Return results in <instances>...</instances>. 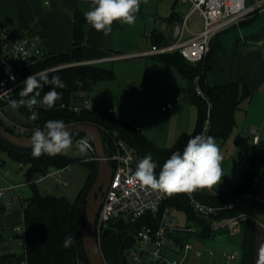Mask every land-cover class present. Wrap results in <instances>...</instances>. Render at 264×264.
I'll return each mask as SVG.
<instances>
[{"label": "trees", "instance_id": "obj_1", "mask_svg": "<svg viewBox=\"0 0 264 264\" xmlns=\"http://www.w3.org/2000/svg\"><path fill=\"white\" fill-rule=\"evenodd\" d=\"M76 16V44L74 50L70 53H47L44 58L36 60L23 69V75L28 77L31 74L46 69L68 65L48 72L49 78L53 75L59 76L66 85L63 89H56L62 93V99L56 102L54 108L50 110H45L44 108L36 109L39 113V118L35 121L29 119L31 113L26 107L22 106L16 109V112L23 118L22 125L28 127L31 134L35 127L43 128L45 122L48 120H63L66 125L93 123L102 130L118 131L131 146L140 150L143 157L147 154L152 155L153 160L158 162L156 169L158 176L164 161L174 151L179 150L182 152L190 138L203 132L208 115V103L196 89V79L199 78L201 88L212 104L211 127L208 136H212L215 139V143L221 150L222 145L226 142L236 125V113L241 109L242 101L251 99L255 91L245 83L234 82L226 86L217 87L206 82V74L211 68L210 59L214 53V48L211 49V52H209L204 60L197 64L188 62L179 52L161 55L169 63L176 64L183 72L187 73L189 78H194L195 83L191 90V98L199 108V119L195 132L181 135L172 148L162 149L157 147L141 133V130H136L133 124L127 123L117 116L99 113L92 109L76 113L68 108H64L63 104L67 106L74 104L81 92L88 94L98 82L115 79L113 69L97 64L82 63L84 61V44L82 39L83 17H79L78 14ZM74 63L77 64L69 65ZM22 86L15 91L13 99H20L19 91ZM51 88L52 85H45L43 88L38 89L41 93L38 99H42L43 95ZM0 121L9 131L17 134V128L14 125L7 124L1 117ZM72 136L76 139H89L87 136L79 133L72 134ZM0 148L17 160L28 163L30 165V172L40 175L47 173L52 168L62 169L70 166L74 161L72 158L62 155H42L39 158H34L32 156V149L17 148L5 141L1 136ZM109 151L106 138L107 154ZM85 162L90 164L91 173L85 187L75 201H71L65 196L46 195L38 189L36 184H32L34 193L24 201L23 208V219L29 241L28 255L30 264H90L83 245V214L87 206L86 196L96 178L98 164L95 160ZM261 171L264 178V160L262 162L259 157L254 155L244 164L238 183L231 191L220 193L209 188H196L191 191L203 203L224 207L217 217H205L198 214L191 204L188 192L168 195L165 205L184 210L189 222L187 228L194 227L196 229L194 231L195 234L203 238L212 237L221 230L213 228L215 220L234 217L252 208L264 209V203L255 200L254 204L250 205L244 199L245 194L248 192L260 193L261 190L255 189L254 185L255 178L261 174ZM232 203H235V206L228 208V205ZM3 211L4 209L2 208L1 214ZM110 224L111 226L106 227L101 234V245L104 256L108 264H127L126 252L133 248L136 243L135 234L138 225L133 223L128 224L122 220L112 221ZM225 231L228 233L229 239L240 242L243 252L242 264H257L261 244L260 238L262 237L259 224L253 219H247L243 222V227L239 234L232 235L228 230ZM183 235V233L179 232L171 236H175L177 242L183 247V240L186 238ZM187 235L190 236L191 232H187ZM66 236H72L74 239V243L68 248L63 246ZM2 250L0 248V264L19 263L17 253Z\"/></svg>", "mask_w": 264, "mask_h": 264}, {"label": "crops", "instance_id": "obj_2", "mask_svg": "<svg viewBox=\"0 0 264 264\" xmlns=\"http://www.w3.org/2000/svg\"><path fill=\"white\" fill-rule=\"evenodd\" d=\"M248 4L249 6L261 5L258 9L251 12L239 26L228 28L212 40L210 52L214 48V53L210 59L211 68L207 71L206 82L217 87L226 86L234 82L247 84L255 92L251 99L243 100L241 105L243 107V105L248 103L246 105L250 109L258 99L264 100V0H249ZM90 5L91 2L85 0H0V23L26 35L41 34L45 48L51 54L70 53L74 50L76 44L75 23L76 15L78 14L79 17H83V62L86 64H97L114 70V80L98 82L103 85L107 93L112 92L111 85L118 83L122 76L124 84L127 86V108H133V111L142 110L140 114L138 111L134 112L137 114L135 116L141 120L139 123L136 121L134 123L139 125L141 133H144L142 117L146 107L144 100H147V96L144 95L142 97L139 95L138 97L137 93L142 94L144 92L146 94L148 79L153 77H158L160 83L167 78L170 86L176 91L187 93L188 100H190L182 102L181 98L180 101L176 102L174 109L167 112L162 110L169 118L182 119L181 129L173 130V132L166 134L163 138L179 139L183 134L194 133L199 119L198 105L191 98V90L195 83L194 78H189L188 74L183 72L176 64L165 60L161 56L162 54L151 56L135 55L150 50L156 44L163 46L174 42L176 39L174 34L175 25L181 23L189 13L190 4H187V10L182 12L178 8L179 4L176 0H141L140 10L136 13L135 23L127 25L121 21H114L112 32L108 36H105L103 32H97L86 23L83 12L90 10ZM199 27L201 29L204 27L202 18L198 14L190 16L186 38L192 36L193 32L199 31ZM89 93H86V95L88 96ZM96 101L92 99V110L117 116L131 124L128 116L126 119V113L123 116H119L116 114L118 110L115 107L110 104L104 105V103L98 101V98ZM242 107L236 113V123L240 118H237V116L241 115ZM123 108V112H125V106ZM110 109H113L114 112L110 113ZM252 130L254 133V148L249 159L254 155L261 159L260 154L257 153L260 150L263 152L261 159L263 162L264 131L262 132L258 127H253ZM254 131L259 136L258 142L254 140L256 134ZM143 135L146 136L145 133ZM250 149L251 146L248 151ZM53 176L56 175L49 177ZM40 178L41 175L29 185L43 182L44 180L40 181ZM65 184L67 185L68 183L65 182ZM216 192H220V190ZM7 211L6 209L1 214L0 231L9 226ZM16 225L18 223L13 224L12 228ZM190 228L193 229L192 233L195 234L194 231L196 229L194 227ZM214 229L228 230L232 235L235 233V229L226 226ZM180 230L178 227H174L171 232L168 250H166L167 256L168 254L178 253L176 249L172 248L174 247L172 244L174 245L178 242L176 237L171 235L179 233ZM6 243L12 245L9 242V238L8 242L4 241L2 233H0V248L3 249L2 251L6 249ZM180 246V250L184 251L182 245ZM6 251L9 252L8 250ZM196 254L201 255L202 250H198Z\"/></svg>", "mask_w": 264, "mask_h": 264}, {"label": "built area", "instance_id": "obj_3", "mask_svg": "<svg viewBox=\"0 0 264 264\" xmlns=\"http://www.w3.org/2000/svg\"><path fill=\"white\" fill-rule=\"evenodd\" d=\"M85 1L91 2V0ZM176 2L178 4H190V11L181 23L175 25V41L163 46L156 44L150 50L135 55L151 56L179 52L188 62L197 64L208 56L211 42L219 33L232 26H239L251 12L261 5L249 6V0H176ZM194 14H198L202 18L204 28L193 32L192 36L186 38L188 21L190 16ZM47 53L49 52L45 48L41 34L26 35L0 23V115L4 116L2 107H10L9 101L13 99L15 91L23 85V81L27 78L23 75V69L36 60L44 58ZM75 64L77 63L69 65ZM64 66L68 65L54 67L47 71L50 72ZM13 76L15 77L14 80L10 78ZM196 89L208 103V115L202 132L208 136L211 127L212 104L202 90L199 78L196 79ZM180 100V96L175 97L172 101L163 105L162 110L167 112L174 109L176 102ZM63 107L79 113L83 110H91L93 106L91 100L87 99L86 93L81 92L74 104L69 106L63 104ZM109 112L113 113L114 110L110 109ZM134 127L136 130H140L139 126L134 125ZM17 128L23 135L31 134L28 127L18 126ZM254 132L256 133L254 140L258 142L259 136L256 131ZM108 134L112 142L107 158L114 168V173L111 186L98 217L100 234L103 228L107 227L112 221L122 220L128 224H137L136 242L139 241L143 244L140 251L135 250L133 252L137 264H147L145 262L146 258L149 259L148 264H185L184 258L180 260L171 259L166 255L170 234L174 230V227L170 225L171 220L168 214L171 210H175V207L165 205L168 195L142 187L138 182L131 180L137 163L143 158V155L138 148L131 146L118 131L108 130ZM88 143L89 149L94 154L88 160L98 161L90 139H88ZM69 167L52 168L41 175L40 181L52 175L62 177L63 170ZM262 178V173L255 178V189L260 190L259 184ZM18 188L19 186H0V217L2 208L6 210L18 201L17 197L10 196V192L18 191ZM188 193L194 210L202 216L217 217L224 209V207H215L203 203L196 198L193 192ZM260 193L248 192L245 194L244 199L250 205L254 204L255 200L264 203V198L261 197ZM19 199L23 202L21 194H19ZM234 206L235 204H230L228 208ZM245 218L246 216L242 214L234 218H223L215 220L213 226L214 228L226 226L233 229L236 228L237 222L239 223L240 220ZM13 231L14 235L9 237V242L14 243L16 248L19 249V253H17L19 257L18 264H30L29 241L24 222L14 226ZM186 231L193 232V229L186 228ZM183 248L187 254L192 246L183 240ZM209 252L213 254V250ZM224 256L227 263L231 264L238 257V253H225Z\"/></svg>", "mask_w": 264, "mask_h": 264}, {"label": "rangeland", "instance_id": "obj_4", "mask_svg": "<svg viewBox=\"0 0 264 264\" xmlns=\"http://www.w3.org/2000/svg\"><path fill=\"white\" fill-rule=\"evenodd\" d=\"M178 8L181 9L182 12H185L188 8V5L179 4ZM199 28L197 29L199 30ZM202 29L200 28V30ZM167 81L168 80L166 78V80L160 83L158 77L149 78L146 94L144 92H142V94H140L139 92L137 93L138 97L139 95L142 97L144 95L147 96V100H144V102L146 103V107L144 108V115L142 117V121L144 122V133L150 140L153 141L156 146L162 149L172 148L176 144L178 138L165 139L163 137L166 134L173 132V130L177 131V129H181L182 119L180 120V118H169L167 114L162 112L161 105L166 103L167 101H172L173 98L177 95L181 96L182 102L190 101L188 100L187 93L178 90L176 91L172 86L169 85ZM111 86L112 92L107 93L106 89L103 88V85L98 83V85H96L94 89L89 93L87 99L91 100L92 102V99L96 101L98 98V101L104 103V105L110 104L111 106L115 107L116 110H118L116 114L119 116H123L124 113H126V119L128 116L129 122H131V124L141 122V120H139L137 116H135L137 114H135L134 112L138 111V113L140 114L142 110L138 109L137 111H133V108H127V86H125L122 76L118 83H115L114 85L112 84ZM246 104L243 105V107L241 105L243 110L240 111L241 115L237 116V118H240L237 120V123L233 131L227 138L226 142L221 147L220 152L223 157L221 168L223 177L219 184L214 185L212 188H210L211 190H220V192L226 193L233 189L239 179L240 171L244 167L245 161L249 159L254 148V133L252 132V128L258 127L260 130H262V132L264 131V100L261 98L258 99L253 103V106L250 109ZM122 106H125V112H123L124 108ZM2 112L4 116L0 115V117L4 119L7 124L11 126L14 125V127L16 128L18 126H24L22 125L23 118L19 113L16 112V109H13L11 107H2ZM16 133L23 135L21 131L18 130V128L16 130ZM103 133L105 136V142L107 138V147L108 149H110L112 140L109 139L108 129L103 130ZM73 139V147L66 150L64 153L59 154L72 158L74 160L73 163L69 168L63 170L62 177L53 176L48 177L43 182H36V186L42 193L46 195L65 196L69 200L75 201L79 197L82 189L85 187V184L91 173L90 164L86 163L85 161H88V159H90L94 154L89 148L86 152L79 151V149L75 145V141L79 139ZM250 146L251 149L250 151H248ZM260 152L261 151L258 150L257 153L260 154V157L262 159L263 152ZM261 173L263 175L262 171ZM39 177L40 174L30 172V165L28 163L17 160L8 152L0 148V186H19L18 191L10 192V196L14 198L17 197L18 201L7 208V218L9 220V226L8 228H3L0 231V233H2L4 241L6 240L8 242V238L14 235V231L12 228L13 224L23 223V202L30 198L34 193L33 186L29 184L33 181H36ZM65 182H67L68 184L66 185ZM259 188L261 190V197L264 198V178H262L259 184ZM19 194H21L23 202L21 201V199H19ZM206 204L215 206L214 204L210 203ZM240 214L245 215L247 219L255 220L259 224L262 234V237L260 238V247L264 245V209L252 208L249 211L247 210ZM168 215L171 220L170 225L172 227H178L179 229H181L179 232L185 235L186 238L184 240L192 246V249L189 250V252L186 254L185 251L180 250L181 246L179 243H176L174 245L172 244V246H174L172 248L176 249L178 253L171 255L168 254L167 257L171 259L184 258L185 264H229L227 263L224 254L237 252L238 257L231 264H242V246L238 240L229 239L228 233H226L225 230L221 229L214 236L208 238H203L192 232L191 235L188 236L187 232L190 231H186V226L189 224L186 212L182 209L175 208V210H171ZM246 218L240 220L239 223H236V228H233L235 229L234 234H239L241 232L243 222L247 220ZM108 226L110 227L111 224L109 223L107 227ZM105 228H103V231ZM5 246V250H8L9 252L14 249L12 253H19V249L16 248L14 243H12V245L6 243ZM142 247L143 244L137 241L133 248L129 249L126 252L127 264H137L133 252L135 250L140 251ZM166 250H168V248ZM198 250H202L201 255L196 254ZM210 250H213V254L209 252ZM145 262L148 264L149 259L146 258Z\"/></svg>", "mask_w": 264, "mask_h": 264}, {"label": "clouds", "instance_id": "obj_5", "mask_svg": "<svg viewBox=\"0 0 264 264\" xmlns=\"http://www.w3.org/2000/svg\"><path fill=\"white\" fill-rule=\"evenodd\" d=\"M141 0H91L90 10L84 11L83 16L88 25L97 32L108 36L112 32L114 21L132 25L136 20V13L140 10ZM15 79V77H10ZM45 85L52 88L38 99L41 93L38 89ZM66 85L59 76L49 78L48 71H41L29 75L19 91V100L12 99L9 105L13 109L26 107L31 113L29 119L37 120L38 108L50 110L56 102L62 99V93L56 89H63ZM30 143L32 156L39 158L42 155L56 156L73 147V136L63 120H48L43 128L33 129ZM81 152L89 148L87 138L75 141ZM222 155L219 146L212 136L203 133L197 134L187 141L183 151H174L160 168L157 176L158 162L151 154L139 160L131 180L138 182L142 187L152 191H159L166 195L191 192L196 188H212L221 182L223 177L221 162ZM74 243L72 236H66L63 242L65 248ZM257 264H264V245L259 249Z\"/></svg>", "mask_w": 264, "mask_h": 264}, {"label": "water", "instance_id": "obj_6", "mask_svg": "<svg viewBox=\"0 0 264 264\" xmlns=\"http://www.w3.org/2000/svg\"><path fill=\"white\" fill-rule=\"evenodd\" d=\"M67 126L71 134H83L92 141L98 158L97 175L86 196L87 206L83 214V245L90 264H108L102 250L101 234L98 229L99 213L114 173V168L107 158L105 136L103 130L93 123H75ZM31 135L12 133L0 121V136L17 148L32 149Z\"/></svg>", "mask_w": 264, "mask_h": 264}]
</instances>
